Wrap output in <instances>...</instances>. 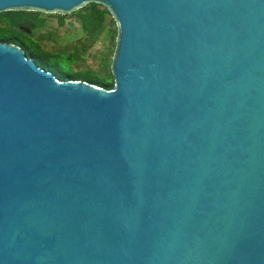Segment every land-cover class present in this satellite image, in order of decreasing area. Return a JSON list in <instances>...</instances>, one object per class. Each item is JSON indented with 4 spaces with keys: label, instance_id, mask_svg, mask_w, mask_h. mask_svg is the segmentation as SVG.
<instances>
[{
    "label": "water",
    "instance_id": "1",
    "mask_svg": "<svg viewBox=\"0 0 264 264\" xmlns=\"http://www.w3.org/2000/svg\"><path fill=\"white\" fill-rule=\"evenodd\" d=\"M89 4L110 89L0 42V264H264V0L0 13Z\"/></svg>",
    "mask_w": 264,
    "mask_h": 264
},
{
    "label": "rangeland",
    "instance_id": "2",
    "mask_svg": "<svg viewBox=\"0 0 264 264\" xmlns=\"http://www.w3.org/2000/svg\"><path fill=\"white\" fill-rule=\"evenodd\" d=\"M40 16L45 18V26L30 34L48 54L50 63L69 72L89 71L93 76L108 77L115 37L114 25L108 17L101 33L90 34L82 29L73 13L64 16L62 26L57 15Z\"/></svg>",
    "mask_w": 264,
    "mask_h": 264
},
{
    "label": "trees",
    "instance_id": "3",
    "mask_svg": "<svg viewBox=\"0 0 264 264\" xmlns=\"http://www.w3.org/2000/svg\"><path fill=\"white\" fill-rule=\"evenodd\" d=\"M40 15L44 14L24 11H8L0 13V42L11 43L21 47L26 55L33 58L40 67L51 71L60 80H82L106 89L112 88L113 82L110 72L108 77L100 78L97 75L93 76L89 71H86L85 73H76L71 70L69 72L62 69L57 64H52L48 61V54L44 52L40 44L32 39L30 33H26L21 29V27H28L27 29H30L31 32L44 27L45 18ZM74 15L80 22L82 29L88 31L90 34L101 33L104 30L106 17H108L110 22L114 25L107 10L97 4H89L74 12L73 16ZM57 17L58 24L62 26L64 24V16L57 15Z\"/></svg>",
    "mask_w": 264,
    "mask_h": 264
},
{
    "label": "flooded vegetation",
    "instance_id": "4",
    "mask_svg": "<svg viewBox=\"0 0 264 264\" xmlns=\"http://www.w3.org/2000/svg\"><path fill=\"white\" fill-rule=\"evenodd\" d=\"M28 27H21V29H23L26 33H30V29H28L29 31H26L25 29H27Z\"/></svg>",
    "mask_w": 264,
    "mask_h": 264
}]
</instances>
